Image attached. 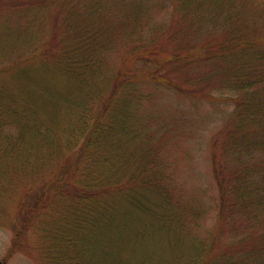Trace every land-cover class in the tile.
Returning a JSON list of instances; mask_svg holds the SVG:
<instances>
[{
  "label": "trees",
  "instance_id": "obj_1",
  "mask_svg": "<svg viewBox=\"0 0 264 264\" xmlns=\"http://www.w3.org/2000/svg\"><path fill=\"white\" fill-rule=\"evenodd\" d=\"M12 1L14 5L7 7L21 9L17 5L19 1ZM258 2L160 0L159 4L172 6L169 23L151 32L149 38L136 40L138 30L144 26L140 17L149 8L147 0L30 1L27 9L41 4L46 13L59 15L61 21L57 32L47 39L40 38L38 33L34 35L35 51L41 45L48 68L55 70L65 83L76 84L83 97L88 89L91 94L83 105L77 106L76 116L70 113L68 124L62 123L70 127L63 129L67 131L64 139H55L57 133L52 123L56 122L49 121L52 127L45 126L46 157L42 165L46 163L48 175L52 176L49 182L55 185V190L47 187L44 201L37 198L25 209L20 231L31 224L37 230L46 229L45 254L56 252L66 264H98V256L92 251L103 248L99 241L113 243L116 239L118 244H123L125 224L132 219L131 208L133 212L142 209L139 198L143 199L142 193L150 190L157 192L158 204L142 211L149 214L157 229L169 234L171 224L181 221V217L160 195L161 176L153 173L150 162L153 154L143 149L149 133L140 126L138 111L143 103L133 92V83L136 79L164 83L178 93L201 100L211 99L216 88L228 87L235 91L234 108L211 145L219 210L209 242L194 241L196 250L187 263L182 261L187 254L182 240L178 241L173 259L154 261L145 256L136 260L138 250L130 247L131 254L125 262L261 263L264 257V232L261 233V225L264 226V3L258 7ZM114 8V12L108 13L110 20L103 19L100 23L106 10ZM202 10H205L203 14ZM117 11L124 20L113 23L110 15H117ZM220 17L225 22L223 30L214 29L200 36L204 25L211 28ZM37 25L41 32L43 22ZM127 35L131 37L122 39ZM115 45L122 48H112ZM112 52L116 54L113 62L102 63V58L110 57ZM99 100L101 106L97 110ZM37 133L40 137V129ZM130 139H140L144 161L149 166L145 164L140 170L125 168L127 160L121 144ZM132 157L135 159L136 155ZM31 165L34 167L35 161ZM126 204L131 205L130 214L125 211ZM42 206H46L47 214L36 220V212L40 213ZM247 231L251 232L249 236ZM144 233L140 229L136 237L142 240ZM228 233L235 236L231 243L226 239ZM124 243L129 244L127 240ZM111 247L116 250L114 243ZM118 250L126 251L121 247Z\"/></svg>",
  "mask_w": 264,
  "mask_h": 264
},
{
  "label": "rangeland",
  "instance_id": "obj_2",
  "mask_svg": "<svg viewBox=\"0 0 264 264\" xmlns=\"http://www.w3.org/2000/svg\"><path fill=\"white\" fill-rule=\"evenodd\" d=\"M14 1H19L17 5L21 9L7 7L14 5L12 0H0V264H66L57 257L56 252L48 251L45 254L46 229L37 230L34 224L26 226L24 231L20 229L25 209L32 206L37 198L40 202L41 199L44 201L47 187V190H55V185L49 182L52 176L48 175L46 163L42 165L46 151L45 126L49 121L56 122L52 123L53 127L50 126L52 124L48 126L57 133L55 139H64L62 137L67 131L63 129L67 127L62 123L68 124L70 113L76 116L77 106L83 105L91 91L88 89L83 97L76 84L65 83L55 70L47 67L41 45L38 51L32 45L34 35L40 38L46 36L47 39L57 32L61 25L60 16L46 13V8L41 4L27 9L33 0ZM147 1L149 8L140 17L144 26L137 29L136 40L149 38L151 32L169 23L172 6L159 4L160 0ZM258 1V7L264 3V0ZM115 10L107 9V13L99 19L100 23H103V19L110 20L109 14ZM117 12V15H110L113 23L124 20V16ZM42 22L43 30L39 32L37 24ZM224 23L220 17L211 24V28H215L204 25L200 36L207 35L211 30L214 32V29L216 32L223 30ZM129 37L127 35L122 39ZM112 48L122 47L115 45ZM114 55L112 52L110 57L102 58V63H112ZM132 90L143 103L138 111L142 120L140 126L149 133L143 149L153 154L150 159L153 173L161 176L162 191L159 193L171 203L175 212L180 213L181 221L171 224L169 234L157 229L149 214L142 209L157 205L158 194L146 190L142 193L143 199L139 198L142 209H138V212L137 208L135 212L131 208L130 214L128 207L131 205H125V211L132 219L125 224L122 239L129 244L125 245V240L123 244H118L115 239L114 250L110 241H99L98 245H103V248L99 251L97 248L92 253L97 254L98 264H129L125 258L131 254L130 247L138 250L134 257L136 260H143L145 256H150L154 261L173 259L178 241L182 240L187 251L182 261L187 263L188 257L196 250L193 242L201 240L207 244L215 231L219 199L213 175L211 145L216 132L234 108L235 91L228 87L216 88L211 93V99L201 100L178 93L164 83L151 84L141 79L134 81ZM100 101L97 110L100 109ZM38 129L41 131L40 137ZM67 129L70 130V127ZM139 141L130 139L128 143L123 141L121 144L127 160L126 169L140 170L145 164L150 165L144 161L142 143ZM37 146L39 150L36 151ZM136 147L137 150L134 149ZM132 154L136 155L135 159ZM33 161L34 167L31 165ZM53 172L50 170V173ZM39 211L36 212V220L47 214L46 206ZM261 228L263 233L264 226L261 225ZM140 229L145 231L142 240L136 237ZM246 233V236L251 234ZM234 237V233H228V243L233 242ZM13 244L16 245L13 247ZM119 247L126 251L120 253ZM260 262L257 264H264V257Z\"/></svg>",
  "mask_w": 264,
  "mask_h": 264
}]
</instances>
